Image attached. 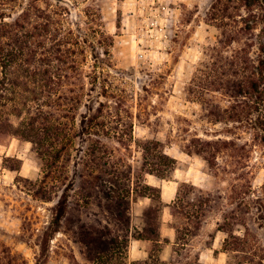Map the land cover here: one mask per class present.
I'll use <instances>...</instances> for the list:
<instances>
[{
	"label": "rangeland",
	"instance_id": "374dc122",
	"mask_svg": "<svg viewBox=\"0 0 264 264\" xmlns=\"http://www.w3.org/2000/svg\"><path fill=\"white\" fill-rule=\"evenodd\" d=\"M15 1L8 0L2 6L5 22L15 21L28 4L51 12L58 9L60 22L55 36L72 43L80 41L77 46H71L76 51L79 69L89 70L95 65L94 51L101 57L105 51L110 53L111 67L106 68L111 73L110 82L131 93L128 103L132 107L133 127L120 128L119 132L111 130L108 132L110 138L101 137L110 149H115L113 160L120 161V173L129 175L131 171L130 188L136 187L138 192L145 185L156 187L160 192L164 188L168 196L175 193L171 199L173 203L180 185L187 183L196 191L190 192L186 201H194L199 191L211 200L212 207L204 217L205 228L196 238L184 236V231L176 234L178 243L170 261L160 259V245L153 242L148 247V258L138 261L114 252L109 264L121 261L123 264H249L247 260L256 264L263 260L264 264V146L252 142L249 145V135L237 141L238 145L248 143L245 150L239 151L248 161L242 169L245 173L242 177L228 173L226 156L220 155L217 171L210 169L201 156L184 149L195 137L207 138L205 134H221V138H227L226 125L207 122L202 117L201 105L189 101L186 91L205 47L213 44L218 35L216 27L208 22L212 0ZM160 74L166 78L158 90L160 94L150 95L143 101L146 110L141 107V118L136 120L142 87L149 86L151 77ZM98 100L114 105L103 96ZM84 102L76 112V125L80 123V114L86 111ZM102 120L107 121L106 118ZM125 137L127 142H123ZM145 140L161 142L165 152L175 160L173 171L164 178L144 172L141 148ZM89 146L90 143L75 139L44 184L51 168L48 156L16 138L0 144V243L22 255L28 264H36L38 260L41 264H97L88 260L85 249L76 241L72 224L74 218L80 216L86 221L85 214L97 211L94 206H84L78 189V175L85 171ZM71 181L75 184L70 192L67 214L59 231L50 234L47 240L44 232L52 219L51 209ZM51 183H56L54 188ZM156 191L145 192L157 196ZM161 199L164 207L160 222L169 220L171 226L178 224L179 219L172 216L171 208L165 207L166 198ZM146 207L155 208L156 203L149 198H132L133 229L144 225L142 213ZM99 218L104 220L102 216ZM245 228L248 243H234L229 233L241 239ZM216 230L223 233L220 250L227 255L203 256L199 260L198 254L211 246ZM133 235L136 236L137 231L133 230ZM118 246L125 252L124 243Z\"/></svg>",
	"mask_w": 264,
	"mask_h": 264
},
{
	"label": "trees",
	"instance_id": "16d2710c",
	"mask_svg": "<svg viewBox=\"0 0 264 264\" xmlns=\"http://www.w3.org/2000/svg\"><path fill=\"white\" fill-rule=\"evenodd\" d=\"M5 2L8 0H0V144L16 138L48 156L51 168L43 181L46 184L54 174L52 169L75 139L90 143L85 171L78 175V189L84 206H94L97 211L85 214L86 221L80 216L72 221L76 241L85 249L89 261L109 264L114 252L127 254L134 196L156 203L155 208L143 210L144 228L138 237L158 243L164 207L160 189L150 185L143 186L140 192L136 187L131 189V171L129 175L120 173V161L113 160L115 149H110L101 137L110 138L111 130L119 132L120 128L133 127L132 107L128 103L131 93L110 82L111 73L106 69L111 67L110 53L105 51L101 57L94 51L95 65L89 70L79 69L76 51L71 46L80 41L72 43L55 36L59 31L58 9L51 12L28 4L15 21L5 22L2 8ZM208 22L216 27L218 35L202 53L186 89L187 98L201 105L202 117L207 122L226 125L227 138L205 134L207 138L195 137L184 149L201 156L210 169L217 171L220 155L226 156L228 173L242 177L248 161L239 151L245 150L248 143L238 145L237 141L249 135V145L252 142L264 146V0H212ZM165 79L163 74L151 77L150 85L142 87L136 120L141 118V107L146 110L143 101L150 95H159ZM101 96L114 105L99 101ZM83 101L86 111L80 114V123L76 125V112ZM127 141L125 137L123 142ZM141 149L145 173L164 178L173 171L176 162L161 142L145 140ZM55 184L51 183V187ZM74 184L71 181L64 187L51 209L52 219L44 232L47 240L61 227ZM156 190L157 196L145 192ZM194 191L192 184H181L175 200L167 205L172 216L179 219L178 224H173L177 234L184 231V236H195L212 207L211 200L203 197L201 191L194 201H186L187 195ZM244 230L241 239L228 232L230 239L234 243H248L245 238L248 230ZM118 243H124L125 252ZM246 263L256 264L253 260ZM0 264L28 263L22 255L0 243ZM36 264L41 263L38 260Z\"/></svg>",
	"mask_w": 264,
	"mask_h": 264
},
{
	"label": "crops",
	"instance_id": "0c3cea01",
	"mask_svg": "<svg viewBox=\"0 0 264 264\" xmlns=\"http://www.w3.org/2000/svg\"><path fill=\"white\" fill-rule=\"evenodd\" d=\"M164 188H162V192H161V198L163 197V199L166 202L165 207H169L167 205H170L171 203V199L173 198L172 196H168L166 193H164ZM143 228L144 225H138L136 226V229H133V227L131 226V231H130V240L128 243V247H127V257L129 259H133V260H144L146 258L149 257V249L148 247H150V244L153 243L154 241L152 240H148L145 238H140L138 237L139 233L143 232ZM205 228V225H202V227L200 228V230L198 231V233L194 236V238L198 237L199 232H201L203 229ZM133 230L134 232L137 231V235L134 236L133 235ZM176 231L173 228V226L170 225V221L167 220L166 222L164 221V223L162 222L160 224V228H159V238H158V245H160V252H159V257L162 261L164 262H168L171 260V258L173 257V249L174 246L177 244L176 243ZM223 235V233L220 230H216L214 231V236H213V240H212V244L210 247L205 248V250H202L199 254H198V259L201 260L203 258V256H206L207 258L209 256L213 257H221V256H226L227 254L225 252H222L220 249V246L222 244V240H221V236ZM223 239V237H222ZM156 243V242H155ZM210 253H212V255H210Z\"/></svg>",
	"mask_w": 264,
	"mask_h": 264
}]
</instances>
